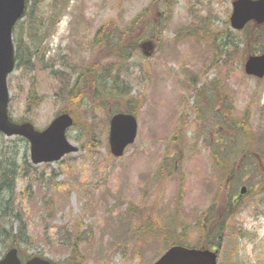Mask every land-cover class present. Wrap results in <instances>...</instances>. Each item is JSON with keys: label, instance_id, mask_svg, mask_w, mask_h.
<instances>
[{"label": "rangeland", "instance_id": "obj_1", "mask_svg": "<svg viewBox=\"0 0 264 264\" xmlns=\"http://www.w3.org/2000/svg\"><path fill=\"white\" fill-rule=\"evenodd\" d=\"M52 1L43 0L36 17L52 18ZM234 1L71 0L65 8L62 0L54 20L46 21L47 32L34 40L28 34L33 21H20L18 36L36 42L31 49L39 51L33 66L9 77V112L39 130L66 106L59 88L82 77L102 25L121 28L153 3L146 18L155 16L148 24L160 31L153 55H135L122 68L141 103L138 136L123 156L111 154L109 121L124 103L96 102L86 76L78 90L83 105L73 114L77 125L67 133L78 152L35 165L29 142L10 137L19 167L10 211L18 217L2 218L7 203L0 198V222L14 234L26 226L23 261L40 255L58 264H153L172 242L200 246L207 240L220 246L218 264H264V78L244 69L247 56L264 49V38L256 33L250 47L234 44L240 41L230 23ZM221 31L234 33L233 46L220 45L224 38L215 35ZM109 56L102 51L96 58L109 62ZM34 85L40 103L28 109ZM230 115L249 123L252 144L229 130ZM225 140L227 166L219 150ZM1 232L4 255L13 237ZM73 243L83 258L71 254Z\"/></svg>", "mask_w": 264, "mask_h": 264}, {"label": "trees", "instance_id": "obj_2", "mask_svg": "<svg viewBox=\"0 0 264 264\" xmlns=\"http://www.w3.org/2000/svg\"><path fill=\"white\" fill-rule=\"evenodd\" d=\"M43 0H27V9L24 14V18H29L33 21V24H30L28 26V34L34 35L33 40L35 36L41 35L43 31L47 32V23L51 20H54L56 14L60 11L59 8L62 5V0H53V9L51 10L52 18L46 17L41 18V14L37 16V13H34L35 8L39 11V8L42 6H45V3L42 2ZM71 0H66L68 7L70 5ZM43 3V4H42ZM37 5V6H36ZM160 5H158L157 8H159ZM154 4L151 3L150 7L144 9L140 13H138L134 18H132L130 21H128L125 26L121 28L114 27L111 23H107L102 25L94 34L92 40L90 49L93 51L91 52L92 59L86 61L85 67L83 68V74L80 76L82 79L87 77L90 78V81H92L93 91L95 94V97L98 98L96 102L106 105L107 102L113 101L118 104V102L124 103L123 109H118V111H127V112H133L136 114L135 111H137L140 108V101L139 98L132 96L131 86L129 85L128 81L123 76V66L126 64V62L134 57L135 55H142L144 57V48L143 44L146 41V38H152L153 40L155 37L159 35V30L157 29V24H151L149 25L148 22L155 21L156 17L154 16L153 19L146 18L147 12L151 9L153 10ZM49 11V10H48ZM163 11L165 13L171 14V4H165ZM163 13V14H165ZM163 14L159 13V17H162ZM48 16V15H47ZM27 20V19H26ZM22 21V19H21ZM47 21V23H46ZM23 22V21H22ZM20 21L18 22V24ZM46 23V24H45ZM16 25L18 27L19 25ZM15 27V29H16ZM108 28V29H107ZM14 33H16L15 40V47H16V69L22 68V67H31L34 65L32 62V58L34 57V51L38 52L39 48L37 47L36 50L31 49V45L33 46L36 42H33L31 44L28 39H22L18 36L17 30ZM237 32V31H234ZM240 33L239 36V43L236 44V46H239L240 44L246 45V47H250L252 42L257 41L254 36L256 33L259 34L258 38L261 37L259 40L264 38V26L258 25L254 22H250L246 25V27L240 31L237 32ZM220 35H215L216 39L217 36L223 37L224 41L220 45H232V37L234 36V33L230 34L228 31H221L219 33ZM160 37V36H159ZM145 40V41H144ZM248 42H251L248 44ZM220 45H217L220 48ZM233 46V45H232ZM258 50L257 48L254 50L256 52ZM104 52V55L109 56L110 59L108 61H102L101 59H97V53L98 52ZM107 52L108 54H106ZM258 53H264V49L259 50ZM109 58H107L108 60ZM108 62V63H107ZM81 78H78L75 82L70 83L68 82V86H62L61 89L59 88L58 96L66 102V106L63 107V109L60 112H70L77 116L78 111L80 107L83 105V95L82 93L78 92L81 86ZM85 88V86H84ZM89 95V94H88ZM40 98L38 96L37 90L35 85L31 89L29 93V100L27 104L28 109H32L34 107L39 106ZM132 104L136 105V108L132 109ZM115 111V112H118ZM58 112L57 114H59ZM114 112V113H115ZM13 119V117L11 116ZM17 122H24L26 119L23 120H15ZM225 122L228 125L229 130L232 133L238 134H244L246 135V138L249 140L250 138V144H252L254 141L252 139V128L250 127L249 123L244 121L243 118L240 117H232L230 115L229 118L225 117ZM77 124H75L76 126ZM0 136L4 138L3 142H0V196L3 194V197H0L1 200L5 199L7 205L2 209V218H12V217H18V214H15L11 210L10 202L14 199L13 193L15 189V179L17 177L19 167L17 165V159H18V152L17 150H12V144L9 145V142H11L10 138L5 139L4 134L0 133ZM94 139L95 138V135ZM247 140V141H248ZM227 141L225 140L223 142V146L219 148L221 153L226 152L228 149ZM96 141H94L95 143ZM16 148V147H15ZM229 151V150H228ZM227 151V152H228ZM227 152L225 153L224 158L222 157L223 163L225 166L226 163H230L226 156L228 155ZM257 156H259V153H256ZM213 157L218 160L220 159L221 155L218 153H214ZM231 167V165L229 164ZM235 169V168H234ZM236 173V169L233 170L232 174ZM12 227V226H11ZM0 228L5 231V233L1 234L3 236H9L13 237L12 242L9 244V247L17 246L19 250H21V245L24 242V237L26 235V226H24V223H22L18 228L19 230L16 231V233H12L13 228H11V231L7 229V226L5 223L0 222ZM178 242H172L169 245H174ZM212 244H215L214 242H207L201 243L200 246L197 247H210ZM187 245V244H186ZM217 245V244H215ZM218 246V245H217ZM72 250L76 251L75 254L72 252V255H76V257L83 258L81 253L78 250V244L73 243ZM78 251V252H77ZM2 252H0V257H2ZM79 261V260H77Z\"/></svg>", "mask_w": 264, "mask_h": 264}, {"label": "water", "instance_id": "obj_3", "mask_svg": "<svg viewBox=\"0 0 264 264\" xmlns=\"http://www.w3.org/2000/svg\"><path fill=\"white\" fill-rule=\"evenodd\" d=\"M27 0H0V132L6 137L22 136L30 143V156L34 164L51 163L65 155L75 153L78 148L69 141L67 131L74 124L73 116L64 112L52 119L44 130H38L32 122L16 123L9 115L10 91L8 77L15 70V45L13 31L23 17ZM250 21L264 24V0H236L233 3L232 26L243 29ZM248 75L264 77V55H250L245 63ZM138 135V121L132 113H117L110 120L109 144L115 157L124 155ZM246 188H242V193ZM219 250L191 248L183 245L171 246L153 264H218ZM0 264H23L18 248L9 249ZM25 264H57L39 256Z\"/></svg>", "mask_w": 264, "mask_h": 264}]
</instances>
